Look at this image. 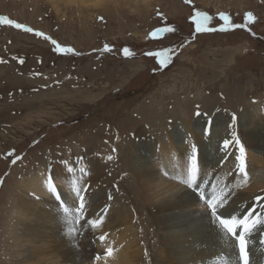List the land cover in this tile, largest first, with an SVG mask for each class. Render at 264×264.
<instances>
[{
	"label": "rangeland",
	"instance_id": "rangeland-1",
	"mask_svg": "<svg viewBox=\"0 0 264 264\" xmlns=\"http://www.w3.org/2000/svg\"><path fill=\"white\" fill-rule=\"evenodd\" d=\"M196 11L217 28L220 13L236 24H246L248 12L255 20L247 28L197 34ZM0 17L34 30L0 24V264H21L12 243L24 224L35 222L28 197L38 212L46 211L41 222L72 224L74 212L66 217L47 188L44 195L30 191L36 174L47 178L60 169L64 174L53 183L66 193L70 210L78 206L70 190L75 180L99 194L101 213L107 207L117 225L132 224L143 257L159 264L151 207L128 160L138 155L134 147L153 142L165 128L202 126L222 116L230 139L235 131L245 144L240 120L264 124V0H0ZM161 27L176 30L150 38ZM36 31L73 51L57 52ZM125 47L131 56L123 55ZM149 51L168 54L171 63L161 68ZM233 114L238 122L229 127ZM199 116L204 121H196ZM256 167L250 176L259 183L264 167ZM199 170L201 178L211 173ZM89 262L100 264L96 256Z\"/></svg>",
	"mask_w": 264,
	"mask_h": 264
},
{
	"label": "bare ground",
	"instance_id": "bare-ground-1",
	"mask_svg": "<svg viewBox=\"0 0 264 264\" xmlns=\"http://www.w3.org/2000/svg\"><path fill=\"white\" fill-rule=\"evenodd\" d=\"M142 1L148 2V0ZM248 118L241 119L236 127L244 137L245 144H242L245 154L248 153L250 156L245 155L246 180L237 173L235 145L229 148V158L221 164L225 153L220 150V146L224 139H230L222 116H219L215 122L208 121L202 126L184 129L177 126L162 128V134L158 133L153 142L147 141L134 147L133 152L138 155H132L128 160L127 168L138 172L143 203L151 207V223L155 227L158 239L155 254L157 263L223 264L224 257L233 258L238 254L234 249L224 246L211 224L210 211L206 206L205 209H199L202 202H193L192 197L184 193L181 180L186 178L190 145L195 143L198 147L199 167L211 171L208 176L200 180L201 183L208 182L205 184L208 193H211L213 185L218 194L223 189L228 193V198L233 208L237 210V214L250 208L264 211V207L259 202L264 200V180L260 179L261 182L255 183L250 176V170L257 168V165L264 167V124H253L251 127L247 123ZM251 119H248L250 124H252ZM195 120L204 121L200 116ZM210 124L213 126L212 135L205 137L202 130ZM252 156L256 160L253 159L254 163H249ZM42 166L48 167L46 162H43ZM164 171L176 173L169 176L163 174ZM46 179L45 175L36 174L33 179L35 182L33 185H36L30 191L35 195H44ZM64 179L67 180V177L64 176ZM77 186L79 187L78 184ZM165 186H169L170 190L160 192ZM57 190L63 191L60 188ZM61 194L64 197L66 195L64 191ZM85 195L91 202L89 214L93 216L101 213L100 208L104 204L99 194L88 190ZM35 200L28 197L25 201L31 204L27 210L32 211L30 214L35 222L24 224L13 238L14 253L21 264H88L92 263L89 262L90 258L105 253L108 247L113 249L112 254L100 258L101 260H98L100 264H144V261L148 264L147 259L143 257L141 247H138L141 238L139 240L135 238L136 229L132 224L117 225V217H114L113 212L101 213L105 215V220L99 228H91L82 222L78 226L77 235L71 236L68 234V229L74 226L71 223L41 222V217L46 219L47 213L38 212L39 208L35 206L37 202ZM123 217L127 216L124 214ZM194 222L200 225L196 231L191 228ZM100 235H106L104 242L99 241ZM262 235H264V227L254 231L250 237V264H264V245L260 243Z\"/></svg>",
	"mask_w": 264,
	"mask_h": 264
},
{
	"label": "snow or ice",
	"instance_id": "snow-or-ice-1",
	"mask_svg": "<svg viewBox=\"0 0 264 264\" xmlns=\"http://www.w3.org/2000/svg\"><path fill=\"white\" fill-rule=\"evenodd\" d=\"M186 3H190V0H185ZM192 22L194 24V31L197 34L206 33V32H228L232 29L236 28H247L248 25L252 24L255 20V17L251 12L245 13L244 19L247 22L246 24H236L233 23L231 18L225 14H219V20L221 22L220 26L214 27L211 25L212 17H210L207 13L196 11L191 17ZM0 24L9 25L14 27L15 29L23 30L25 32H33L34 30L30 27H26L25 25L13 21L8 17H0ZM176 29L173 27H161L158 29H154L149 33L150 38H156L161 33L167 34L174 32ZM34 35L37 37H42L46 40H51L50 37L45 36L44 33L36 31ZM55 50L57 52L63 53H71L73 49L71 47H63L57 43L55 40H51ZM110 47L108 45L104 46V51H110ZM122 53L125 57L131 56L132 53L129 51L127 47L122 49ZM149 56H156L157 63L161 68L167 67L171 60L168 54H165L160 51H149L145 53ZM163 56V59L159 57ZM20 63H23L21 60ZM199 105H197V109ZM197 115L200 113L197 112ZM232 124L229 127H232L238 122V115L233 114L231 117ZM213 126L207 125L203 128L202 132L205 137H210L212 135ZM187 142V141H186ZM235 145L236 153L235 154V165L237 169V173L242 175L244 179H247L246 172V158H245V148L240 141V138L236 134L235 131L231 133V139H224L220 146V150L225 153L223 160H221V164L224 163L228 157V150L231 146ZM11 155V154H10ZM20 159V157H16V160ZM108 159H111L109 156ZM13 160V163L16 162ZM69 172L72 171L71 168L68 169ZM81 173L87 174L84 169H80ZM63 175V169H60L59 172L54 173L47 177L45 181V186L47 191L55 197V199L60 202L59 207L67 217L71 212H74V217L72 218L73 227L68 229V234L71 236L77 235L78 226L83 224L91 227V228H99L103 225L105 220V215L108 212V208L105 207L102 210L98 218H88L89 213L91 211V202L86 197V193L88 192V186L84 185L83 188L78 187L76 185V181H72V189L71 194L74 195L76 201H78V206H75L70 210V208L64 203L62 200V194L58 192L57 186L53 183V180ZM200 170H199V153L198 147L195 143L190 145V152L188 154V167L186 178L181 180L184 186V193L190 197H192L193 202H202V206H206V209L210 211V221L214 226L216 232L219 234L220 238L225 247L229 249H234L236 255L233 258H223V264H250L249 259V244L250 237L252 236L254 231H259L261 227H264V211H257L256 208L244 209L237 214V210L233 208L229 198L228 193H225L223 189L220 190V194L217 193L216 187L212 186L211 193H208L205 189V184L208 183L205 181L204 183L200 182ZM2 183V181H0ZM198 198V199H197ZM111 199V197H109ZM259 199V198H258ZM261 206L264 207V200L259 201ZM200 225L198 223H192L191 228L193 231L198 230ZM100 242H104L106 239V235H100L98 237ZM260 243L264 245V235L260 237ZM113 249L108 247L105 250V257L110 256L112 254ZM97 260L100 259V256L96 257Z\"/></svg>",
	"mask_w": 264,
	"mask_h": 264
}]
</instances>
